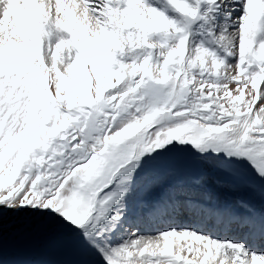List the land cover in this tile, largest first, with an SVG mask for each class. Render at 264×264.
<instances>
[{
    "label": "snow or ice",
    "instance_id": "snow-or-ice-1",
    "mask_svg": "<svg viewBox=\"0 0 264 264\" xmlns=\"http://www.w3.org/2000/svg\"><path fill=\"white\" fill-rule=\"evenodd\" d=\"M0 264H264V0H0Z\"/></svg>",
    "mask_w": 264,
    "mask_h": 264
}]
</instances>
